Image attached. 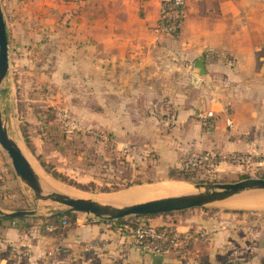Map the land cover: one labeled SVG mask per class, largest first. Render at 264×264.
Instances as JSON below:
<instances>
[{
	"label": "rangeland",
	"instance_id": "obj_1",
	"mask_svg": "<svg viewBox=\"0 0 264 264\" xmlns=\"http://www.w3.org/2000/svg\"><path fill=\"white\" fill-rule=\"evenodd\" d=\"M95 1L30 0V56L11 55L7 75L0 85L8 132L41 182L47 180L50 185L57 184L77 196L112 199L115 193L161 182H184L189 191H195L197 182L264 177V64L260 63L262 67L256 72L238 74L230 83L222 76L199 75L190 63L185 65L184 74L179 75L178 89L175 84L167 89L162 84L156 89H141L143 84L138 80L128 81L129 84L121 79L108 83L105 64L101 66L91 57L90 24L84 18L79 27L82 48L75 53V44H79L75 41L76 21L80 12L86 19L89 17L90 5ZM18 2L10 0L12 6L8 3L5 6L8 21ZM187 5L188 0L185 19L174 37L183 28ZM153 29L164 34L154 26ZM21 50L26 51L22 47ZM239 129H245L241 135ZM238 136L246 146L219 145L221 141L223 145L236 141ZM51 189L44 191H60ZM65 207L56 201L35 199L32 189L15 174L8 154L0 146V209L35 210L22 216L29 223L22 230L24 238L30 236V223H36L45 233L52 232L51 225L63 227L47 217ZM182 212L181 219L178 218L181 221L195 213L217 216L218 221L229 220L235 214L261 217L264 190H247ZM173 213L177 212L130 214L121 221L189 231L192 239L187 243L182 240L179 254L193 240L208 237L202 225L179 230L173 225L151 223ZM16 217L21 216L11 218V227L21 226ZM65 219L71 224L69 218ZM115 223L118 226L119 222ZM0 242L10 262L21 257L23 260L27 254L22 245L2 233ZM55 250L54 247L47 252Z\"/></svg>",
	"mask_w": 264,
	"mask_h": 264
},
{
	"label": "crops",
	"instance_id": "obj_2",
	"mask_svg": "<svg viewBox=\"0 0 264 264\" xmlns=\"http://www.w3.org/2000/svg\"><path fill=\"white\" fill-rule=\"evenodd\" d=\"M0 1L6 20L10 65L11 55L30 56V0H19L10 21L5 10L7 3L11 5L10 0ZM158 8L159 0H96L90 5L89 17L86 19L80 12L76 21L75 41L80 45L75 44V53L82 48L79 27L84 24V18L90 24L91 57L99 65L105 64L108 83L121 79L129 84L128 81L138 80L143 84L141 89H156L159 84L164 89L175 84L178 89L179 75L184 74L185 65L190 63L196 71L194 61L200 55L206 72H196L203 76H222L227 83L236 80L238 74L256 72L262 67L260 63L264 64V0H188L187 17L176 37L158 34L153 29ZM21 47L26 51L22 52ZM0 102L2 107L1 98ZM243 130H238L239 135ZM235 140L224 145L221 141L219 145L223 148L246 146L239 136ZM182 211L151 221L154 225H173L179 230L198 225L207 229L208 237L193 240L182 254L146 249L132 233L120 230L113 219L92 220L84 212H73L69 218L71 224L57 232L45 233L36 223H30L27 238L22 233L29 225L26 217L15 219L21 226L12 227L11 219L4 218L0 233L22 245L27 254L23 260L21 257L10 262L0 242V263L264 264V216L235 214L229 220L218 221L217 216L195 213L181 221ZM54 247L55 252L48 254Z\"/></svg>",
	"mask_w": 264,
	"mask_h": 264
},
{
	"label": "water",
	"instance_id": "obj_3",
	"mask_svg": "<svg viewBox=\"0 0 264 264\" xmlns=\"http://www.w3.org/2000/svg\"><path fill=\"white\" fill-rule=\"evenodd\" d=\"M194 66L198 73L204 74L206 72L203 57L201 55L196 57ZM8 68L9 42L6 20L0 1V85L7 75ZM0 146L8 154L15 174L22 182L32 189L35 199L52 200L66 206L57 213L84 212L97 218L117 219L130 214L153 215L157 213L185 210L223 200L247 190H264L263 176H247L230 182H197L195 183L197 187L195 191L154 197L121 205L101 202L90 197L72 196L68 193L56 190L46 192L42 187V182L35 168L22 151L18 142L8 132L3 118L1 102ZM34 212L35 210L32 209H17L8 212L0 209V214L7 217L24 216L33 214Z\"/></svg>",
	"mask_w": 264,
	"mask_h": 264
},
{
	"label": "built area",
	"instance_id": "obj_4",
	"mask_svg": "<svg viewBox=\"0 0 264 264\" xmlns=\"http://www.w3.org/2000/svg\"><path fill=\"white\" fill-rule=\"evenodd\" d=\"M186 0H160L158 16L154 27L160 32L168 35L178 34L186 15ZM92 220L97 217L87 214ZM59 225L66 227L70 225L65 218L61 219ZM58 227V226H57ZM50 226L49 230L57 228ZM122 231H129L137 239L138 243L154 252H175L181 249L182 240L191 241L192 234L168 229L162 226H153L143 222L121 221L117 226ZM51 253V252H49ZM0 264H14L10 262Z\"/></svg>",
	"mask_w": 264,
	"mask_h": 264
},
{
	"label": "bare ground",
	"instance_id": "obj_5",
	"mask_svg": "<svg viewBox=\"0 0 264 264\" xmlns=\"http://www.w3.org/2000/svg\"><path fill=\"white\" fill-rule=\"evenodd\" d=\"M51 183V182H50ZM184 183V182H183ZM183 183H179V182H170L169 184L161 182V184H151L150 186H144L140 188L136 189H132L129 191H126L123 193V191H121L122 193L120 194H116L115 196H113L112 199H104V198H95L101 202H107V203H111L114 205H121V204H125V203H130V202H135V201H140V200H145L149 197H153V196H160V195H167V194H178V193H183V192H188L189 188L187 185L183 184ZM42 187L44 190L46 189H51L52 188H56L57 190L62 191L63 193H68L72 196H77V193H75L74 191L72 192L71 190H68L66 188H62L59 187V185L57 186V184H52L51 185L48 183L47 180H43L42 182ZM52 190V189H51ZM105 195V194H104ZM103 196V195H102ZM109 197V195H108ZM111 197V196H110ZM139 199V200H137ZM134 200V201H132Z\"/></svg>",
	"mask_w": 264,
	"mask_h": 264
},
{
	"label": "trees",
	"instance_id": "obj_6",
	"mask_svg": "<svg viewBox=\"0 0 264 264\" xmlns=\"http://www.w3.org/2000/svg\"><path fill=\"white\" fill-rule=\"evenodd\" d=\"M72 216H73V212H66V213H53V214L51 215L50 218H47V220H49V221H54V222H59V221H60L61 219H63V218H71ZM14 217H15V216L6 217V216H4V215H0V223H1L2 219H4V218H9V219H11V218H14ZM16 218H24V217H16ZM121 219H122V218H117V219H113V220H114V222H120ZM115 224H117V223H115ZM61 228H62V227H58V228H56V229H54V230H51V231H52V232H57V231H59Z\"/></svg>",
	"mask_w": 264,
	"mask_h": 264
}]
</instances>
